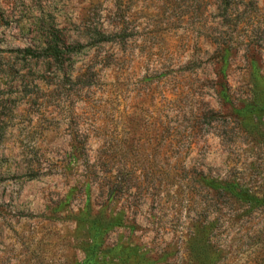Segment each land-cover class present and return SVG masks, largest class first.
Instances as JSON below:
<instances>
[{
    "label": "rangeland",
    "instance_id": "obj_1",
    "mask_svg": "<svg viewBox=\"0 0 264 264\" xmlns=\"http://www.w3.org/2000/svg\"><path fill=\"white\" fill-rule=\"evenodd\" d=\"M231 3L226 21L220 0H0V264H77L89 201L138 224L107 244L130 240L144 257L109 264H183L174 250L206 199L194 171L263 181L264 114L247 132L207 114L220 109L216 37L233 44V100L264 99V0ZM36 18L69 47L60 60L41 52ZM95 30L125 39L97 42ZM228 207L212 237L218 261L204 264H264V206Z\"/></svg>",
    "mask_w": 264,
    "mask_h": 264
},
{
    "label": "trees",
    "instance_id": "obj_2",
    "mask_svg": "<svg viewBox=\"0 0 264 264\" xmlns=\"http://www.w3.org/2000/svg\"><path fill=\"white\" fill-rule=\"evenodd\" d=\"M122 0H114L116 9L119 8V3ZM232 0H220L219 7L222 9V17L224 20H228L229 14L228 8L232 5ZM33 21L35 33L38 34V41L40 43V50L48 58L54 60H60L69 48L66 43L61 40L58 30L47 23V25L40 19ZM41 29V32H40ZM124 31L115 32L113 34H107L101 30H95L97 35V42H116L123 41L125 39ZM215 48L212 52L213 63V87L218 96V103L220 105L219 110L213 108L207 109L213 120L217 117H223L229 120L233 124H238L245 131V125L247 119L252 114L257 115L261 119L264 114V99L255 98L242 100L237 103L233 100L230 93V85L227 71V67L230 63L233 50L232 42L227 40H220L216 37L214 42ZM82 44L77 43L72 45L74 47H80ZM26 50L32 53V48L28 47ZM215 117V118H214ZM220 119V118H219ZM193 128V125H190ZM171 136L175 139L179 134L177 125L172 124ZM260 133V131H259ZM259 135V134H258ZM262 135V134H261ZM75 138H72V140ZM72 147L76 148L75 144ZM78 154L83 157L87 162L88 157L84 152V145L79 149ZM182 150L177 149L173 151V156L176 160H180L182 157ZM194 178V179H193ZM188 180H192V189L196 190L197 187L202 188L205 191L206 199L202 206L198 202L199 209L195 210L193 216L189 217L187 225V231L182 235L181 245H176L173 253V257L177 256L181 251L180 261L183 264H204L207 259H212L213 263H217L218 259L212 257V253L218 254L221 251L219 244L217 245L213 240V233L215 229H218L223 224H227L230 221V212L222 213L224 206L231 207L232 203H238L241 207H248L250 210L258 209L264 206V179L258 186H251L246 183L241 177L226 176V177H214L204 174L203 171L195 173ZM85 219L88 223L87 228V241L83 248L84 256L77 264H109L116 256L124 257H138L143 258L144 246H140L136 243H132L130 240L126 243H113L107 244V237L110 231L117 227L128 229L131 233L137 231L138 224L134 216H128L124 213L116 212H102L95 210L91 202L89 201L85 210ZM228 226V225H227ZM150 250H147V254ZM158 255V252H155ZM154 256V255H153ZM120 257V258H121ZM163 257V254L160 255ZM124 261V260H123ZM141 261V262H140ZM140 264H151L142 262ZM137 262L135 264H137ZM161 263V262H160Z\"/></svg>",
    "mask_w": 264,
    "mask_h": 264
}]
</instances>
